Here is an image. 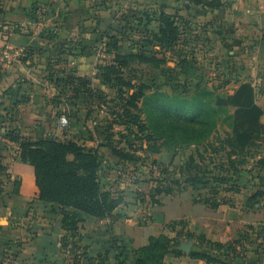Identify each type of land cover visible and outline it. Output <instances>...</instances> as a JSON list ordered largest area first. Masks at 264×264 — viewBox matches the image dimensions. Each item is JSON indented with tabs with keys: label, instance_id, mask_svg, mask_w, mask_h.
<instances>
[{
	"label": "rangeland",
	"instance_id": "obj_1",
	"mask_svg": "<svg viewBox=\"0 0 264 264\" xmlns=\"http://www.w3.org/2000/svg\"><path fill=\"white\" fill-rule=\"evenodd\" d=\"M127 1L94 0L89 11L94 18L90 28L95 31L89 32V35L80 31L77 35L65 36L56 33L57 26L53 25L50 26L53 30L46 29L42 32L45 35L42 36V50L45 48L51 51L43 58L42 66L58 71L75 70L80 76L88 77L96 96L73 98L71 86L56 81L65 74L59 72L52 80L47 75L49 80H44L46 73H52L40 68L42 85L36 89L38 99L33 105L36 115L32 117L31 112H27L29 115L26 117L20 109L13 111L10 117L11 127L14 129L19 126L20 131L8 135L5 130H0V154L4 155L3 161L9 168L7 172L18 178H29L35 174L33 160H22L14 151L23 142L37 141L40 138L63 142L73 138L78 144L99 150L103 155L104 164L100 174L103 175L105 185L106 182L108 185L112 183L119 189L117 185L120 183V189L133 188L137 201L142 203L145 192L141 189L150 190L152 184L149 180L159 176L163 166H168L171 172H177L198 149L204 156L205 163L214 169L216 164L227 161L228 151L237 150L238 158L245 156L249 164L241 165L240 171L233 178L250 192L253 186L259 184L255 179L259 172L255 159L258 154H264V140H256L253 146L247 145L254 135L262 132L261 125L264 124V0H219L222 5L218 9L192 0ZM162 8L172 14H182L188 20L187 23L180 21L183 33L165 57L156 51L160 46L144 47L140 41L141 36H148L150 30H157L158 23L153 18L158 16L156 13ZM126 17L130 21L129 28L122 32L120 21ZM104 19L106 21L102 24ZM81 24H84V28L86 22ZM108 33L124 37L119 43L120 54H138L139 50H146L144 56L155 57L156 61L153 62L129 55L128 64L123 67V78L133 83L146 82L152 85L149 93L159 91L187 98L189 102L180 104H184L185 108L182 110L190 112L191 115L179 116L176 113L172 116L171 123L177 129L181 127V132L190 138L208 137L204 143L198 146L192 144L168 147L163 140L149 142L144 139L146 149L150 145H160V152H143L141 154H145L143 158L146 157V161L131 165L113 157L108 145L110 142H123L125 146L127 138L135 143L141 141H134V135L114 116V112H121L124 108L119 105L117 89L103 81L105 67L115 58L109 52L112 40ZM200 91L202 93L198 95L199 105L210 101L212 107L221 110L220 118H216L214 112L210 113L207 108L199 113L201 109L190 103V96ZM62 116L70 119L68 126L60 124ZM209 130H212L210 134ZM135 131L140 136L149 133H141L137 127ZM120 133L126 134L127 138H122ZM212 158L216 163L211 162ZM154 159L158 160L160 166L152 163ZM215 171L220 172L219 169ZM165 175L167 174L163 173L162 177ZM105 178L107 179L104 180ZM236 183L230 184L236 186ZM191 186L182 184L175 196L182 198L183 192L186 193ZM212 187L214 184L205 187L199 185L195 194L198 198L210 196ZM139 191L143 194L140 195ZM164 200L167 202L169 199ZM144 204L139 218L141 223L147 224L154 215ZM263 243L264 233L254 235L253 245L249 246V254L256 255L253 260L263 248ZM247 251L243 249L241 255L246 256ZM255 264H260L257 259Z\"/></svg>",
	"mask_w": 264,
	"mask_h": 264
},
{
	"label": "crops",
	"instance_id": "obj_2",
	"mask_svg": "<svg viewBox=\"0 0 264 264\" xmlns=\"http://www.w3.org/2000/svg\"><path fill=\"white\" fill-rule=\"evenodd\" d=\"M91 3L94 0H0V37L14 52V57L2 66L0 72V130L12 126L10 117L13 111L20 109L26 117L29 115L27 112H31L32 117L36 115L33 109L38 99L36 89L42 85V69L45 72L49 70L47 66H42V60L51 52L45 48L42 50V36H45L42 32L53 30L50 27L53 25L57 26L56 33L65 36L77 35L80 31L89 35V32L95 31L90 28L94 20L89 11ZM82 22H86V28L82 27ZM47 75L51 80L57 77L52 78L46 73L44 80H49ZM114 158L120 161L118 157ZM260 158H264V154H258L255 160ZM256 167L259 172L255 179L259 184L249 192L235 181L238 190L223 192L229 201L217 208L198 198L193 186L188 191L184 190L186 193L183 192L182 198L175 196L176 191L158 196L160 203L153 204L150 202V190L141 189L146 196L140 203L133 188L120 189L118 182L117 189L106 182V186L118 191L124 200L106 217L83 213L85 220L81 223L80 233L82 245L87 247L86 254L62 246L66 230L61 208L55 202L40 199L34 175L18 178L12 174L6 181L4 193L0 195V264H120V253L126 264H135L137 249L147 245L151 236L165 234L175 237L178 232L181 235L176 248L183 254L168 252L164 264H221L193 257L192 251L206 250L207 246L200 245L196 238H188L186 233L205 235L209 240L228 243L247 231L251 232L250 240H253L264 225V196L252 198L261 187L258 174L264 177V166ZM16 181L20 182L19 186H16ZM165 198L169 200L166 202ZM143 204L154 215L147 224L141 223L139 218ZM173 223H176L175 228L171 226ZM249 226L256 229L249 230ZM251 245L249 240L237 244L239 256L226 259L227 264H255L256 259L264 264V243L255 260L256 255L249 254ZM243 249L248 250L246 256L241 255Z\"/></svg>",
	"mask_w": 264,
	"mask_h": 264
},
{
	"label": "trees",
	"instance_id": "obj_3",
	"mask_svg": "<svg viewBox=\"0 0 264 264\" xmlns=\"http://www.w3.org/2000/svg\"><path fill=\"white\" fill-rule=\"evenodd\" d=\"M192 1L217 9L222 5L219 0ZM156 15L158 16L153 19L158 23L157 30H150L149 35L141 36L140 41L143 42L144 47L148 45L160 46V49L156 51L165 57L170 48L177 44L183 33L179 24L180 21L187 23L188 20L182 14H172L163 8ZM139 19L142 20V18ZM148 21L151 22V19ZM120 22L122 32L129 28L130 21L128 17L121 19ZM122 23H125V25L122 26ZM121 34L123 35L124 33ZM109 38L112 40L109 52L113 53L115 58L105 67L103 81L117 89L119 105L124 108L121 112H114V116L118 117L120 119L119 123L125 125L126 130L134 135V141H141L139 143L132 142L131 139L127 138L126 134L120 133L122 138H127L125 144L128 148H126V145L123 146L121 140V144L110 142L108 145L114 157H118L122 163L131 165L133 163L138 164L139 161H146V157L143 158L145 154H141L143 152H160V145H150L146 149L144 147V139L149 142L163 140L168 147H184L192 144L198 146L204 143L208 137L204 139L190 138L187 134L181 132V127L177 129L171 123L172 116L176 113L179 116L191 115L190 112L182 110L185 105L180 104L181 102H189L187 98L159 91L149 93L148 91L152 89V85L146 82L133 83L131 80L123 78L125 76L123 67L128 64L129 55L131 57L139 56L153 62L156 61L155 57L147 58L144 56L146 50H139L140 53L138 54L122 55L119 52V43L124 37L110 34ZM50 71L52 78L57 76L59 72L65 74V76L59 78L60 80L56 79V81L63 82L65 86H71V91L74 93L73 98L79 99L83 96L94 98L96 96L94 93L95 89L91 86V81L88 77L78 75L75 70L72 72L55 69ZM200 93L202 91L192 94L190 103L201 109L199 113H202L204 108H207L210 113L214 112L216 118H220L219 112L221 110L214 106L213 108V104L210 101L206 104L202 102L203 104L199 105L198 95ZM135 127L141 133H146V131H149V133L140 136L135 131ZM261 128L262 132L254 135L249 142V146H253L256 140H264V124L261 125ZM212 130H209L208 133L210 134ZM15 131L19 132L20 127L15 126L14 129L10 127L5 130L8 135L15 134ZM180 133L182 134L177 136ZM18 147L16 152L22 160H33L34 178L40 190V199L47 202H55L61 208L63 227L66 230V235L62 238V246L64 248L69 247L75 252L80 251L81 254H86L87 247L82 245V235L80 233L81 223L85 220L83 213L106 217L124 200L118 191H113L111 187H107L103 183V175L100 174L104 164L103 155L99 150L78 144L73 138L66 139L63 142L40 138L37 141H25ZM238 154L237 150L228 151L227 161L216 164L215 168L212 169L208 163H205L204 156L197 149L180 166L177 172H171L168 166H163L161 174L149 180L152 184L149 192L150 202L159 204L158 196L174 194L180 189L182 184L187 183L196 189L199 185L205 187L214 184V187L210 190V196L202 198V201L213 208L227 203L229 199L222 193L236 189L235 185L233 186L230 183L235 182L233 177L240 171L241 165L249 163L245 156L238 158ZM3 159V155L0 154V195L5 191L6 181L11 178L7 172L9 168ZM211 162L216 163V160L212 158ZM152 163L160 166L157 159L152 160ZM256 165L264 166V158L257 160ZM218 169L220 170L219 173L215 171ZM163 173L167 175L162 177ZM151 174H154L153 170ZM258 177L261 187L253 194L252 198L254 199L264 196V189L262 188L264 186V177L261 174H258ZM19 184L20 182L16 181V186H19ZM15 191H18L17 188ZM139 194L142 195V192L139 191ZM142 200L144 201L145 199L143 198ZM174 224L176 223L171 225L173 228H175ZM255 229V227L249 226V230ZM263 231L264 225H262L260 231L256 232V235H263ZM180 235L178 232L175 237L165 234L151 236L147 245L137 249L135 264H164L165 255L171 251L176 255H182L183 252L176 248L179 245ZM186 236L188 238H196L200 245L207 246L206 250L192 251L191 255L193 257L205 259L208 262H220L221 264H227L226 259L239 256L236 249L237 244H243V241L249 240L253 245V240H250L251 232L247 231L242 232L238 239L228 243L212 241L207 239L205 235L196 236L191 232L186 233ZM119 258L121 259L120 264H126L122 259L121 253Z\"/></svg>",
	"mask_w": 264,
	"mask_h": 264
},
{
	"label": "built area",
	"instance_id": "obj_4",
	"mask_svg": "<svg viewBox=\"0 0 264 264\" xmlns=\"http://www.w3.org/2000/svg\"><path fill=\"white\" fill-rule=\"evenodd\" d=\"M14 57V52L11 51L10 47L6 44L5 40L0 37V72L2 66ZM62 126H68L70 119L67 116H62L59 120Z\"/></svg>",
	"mask_w": 264,
	"mask_h": 264
}]
</instances>
